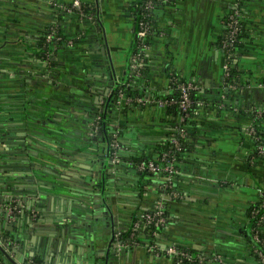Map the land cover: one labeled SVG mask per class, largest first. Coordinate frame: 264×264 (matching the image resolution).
Segmentation results:
<instances>
[{
  "label": "crops",
  "instance_id": "1",
  "mask_svg": "<svg viewBox=\"0 0 264 264\" xmlns=\"http://www.w3.org/2000/svg\"><path fill=\"white\" fill-rule=\"evenodd\" d=\"M79 1L90 9L83 20L70 10L74 0H0V191L6 207L9 198L18 207L0 209V264H181L156 248L171 246L201 264H262L251 238L259 209L250 208L264 200V154L250 128L262 117L264 143V0L153 8L147 73L136 85L163 94L176 72L206 101L194 148L177 161L178 196L157 178L143 187L142 178L112 172L99 128L113 91L133 73L135 0ZM236 10L243 37L230 81L221 42ZM51 25L73 46L45 53ZM113 117L127 146L147 157L179 119L152 103L115 104ZM159 203L168 220L155 241L142 233L127 245L134 220Z\"/></svg>",
  "mask_w": 264,
  "mask_h": 264
},
{
  "label": "built area",
  "instance_id": "2",
  "mask_svg": "<svg viewBox=\"0 0 264 264\" xmlns=\"http://www.w3.org/2000/svg\"><path fill=\"white\" fill-rule=\"evenodd\" d=\"M172 3L174 0H143V1H137L135 2V17H136V11L138 9H142V14L144 12H147L145 14L148 15V13L155 7L156 3ZM84 6L81 4L79 0H74L72 7L70 10L75 11L78 15V17L83 20L82 16H85L84 13ZM89 8V7H88ZM226 25H227V32L225 37L223 38L221 45L226 53L227 59L231 58L234 56V49L237 45V42L239 41V34L241 33V24H240V12L238 10L234 11L231 13L227 20H226ZM57 26V25H56ZM55 25L50 26V31L46 36V42H51L52 40H59L61 37L58 35V30ZM137 26V32H136V38H137V44L135 47V51L133 50L132 53V58H131V70L138 76L140 75V68L145 64V55H147V52L150 48V42H149V37H151L154 29L153 23H151L149 20H145L140 18L139 21L136 23ZM67 46L71 47L73 46L74 42L73 39H69L67 41ZM229 64L226 62L225 68H226V73L227 76L229 77L230 75V69H229ZM173 74V73H172ZM170 76V87L173 85L176 87L180 92V101L179 105L180 107L184 110L187 111L189 106L191 105V92L193 90H197V85L193 82H180V75L175 74ZM175 101H170V100H155L154 98L150 99H145L143 97H130L126 96L123 91H119L117 101L116 103L118 105L120 104H126V105H131L133 103H138L140 105H145L148 103L156 104L160 107H166L167 105H170L174 103ZM261 115V114H260ZM184 119V118H183ZM98 129V128H97ZM250 133L254 136L255 140L257 141V151L259 154H264V143H263V137L262 135L257 133V130L254 126L250 128ZM181 134H185V130H181ZM119 131L114 134L113 141L111 143V146L113 147V152H112V161L115 165L120 163V158L118 155L119 151H122L124 149V146L121 145L119 142ZM173 144L176 147V150L180 148V144L177 141V139H173ZM162 163H157L154 160H145V161H139L135 163L136 167L140 171H148L156 174H163L165 175L166 178V183L163 185V189L165 194H173L174 196H178V193L173 189L174 187V179L175 176L178 172L177 170V161L175 158L172 156L170 152H166L163 154L161 158ZM7 200V197H6ZM6 200L3 201L0 199V209L1 207H6ZM9 202H12L13 204L10 206H7L9 213L13 214L18 211V207L14 204L16 203V200L13 198L8 199ZM259 210H255V214H257ZM168 220V215L166 211V206L164 203H159L156 205V207L152 210V212L145 213L141 215L139 218L135 219L132 226H131V231H130V238L127 241V245L130 246H135L140 244V240H138L137 234L143 230L144 226H154L155 228H159L162 226H165L167 224ZM263 221H264V216L258 221V226L254 227L252 230V243H253V248L257 256L259 257L260 261L262 264H264V233L262 230L263 227ZM159 234L158 231L153 230V235L154 237ZM118 235V233H117ZM119 236V235H118ZM259 244V246H257ZM116 245V251L120 252L124 244L121 242L115 243ZM156 246V245H155ZM158 250L164 252L167 255L174 256L177 258L178 262L181 263L184 260H188L190 262H195L196 258L193 256L191 253L185 251V250H180L177 249L175 246H171L165 249H161L156 247ZM27 264H41L40 262H37L33 259L29 260ZM198 264H201V261L198 260Z\"/></svg>",
  "mask_w": 264,
  "mask_h": 264
},
{
  "label": "trees",
  "instance_id": "3",
  "mask_svg": "<svg viewBox=\"0 0 264 264\" xmlns=\"http://www.w3.org/2000/svg\"><path fill=\"white\" fill-rule=\"evenodd\" d=\"M141 2L143 0H135V2ZM159 2L156 3V5H158ZM84 8V13L85 16H82L83 19H86V15H88L90 9L86 6L83 7ZM142 9H138L136 11V23L137 21L140 20V18L145 19V20H149L151 23H153V9L147 14V12H144V14H142ZM243 25V24H242ZM241 25V33L239 34V41L237 42V45L234 49V53H236L238 51V49L241 46V40L243 37V27ZM56 26V25H55ZM57 30H58V35L61 37V39L59 40H52L51 42H46V36L50 31V27L48 28L46 34L44 35V43L42 45V49L43 51L46 52H59L61 49L67 47V41L69 39H71L69 35L63 33L61 31V29L59 28V26H56ZM137 32V26H136V31L135 34ZM150 40V39H149ZM137 44V38L134 39L133 42V50L135 51V47ZM234 57L228 58L227 59V63L229 64V69H230V75H229V80L232 81L233 78H235L236 76V68L234 67ZM147 55H145V64L140 68V73L141 76H136V74L133 72L131 73V75L129 76V78L125 79L123 83H121L120 85H118L115 90L113 91L112 94V98L110 100V105L109 107L103 112L102 115V119H101V123H100V132L102 133V137L103 139L106 141V145L108 147L109 150V154L112 155L113 152V147L111 146V143L113 141L114 138V134L116 132L119 131V142L121 143L122 146L126 147L127 150L126 151H119L118 155L120 158V163H118L116 165V170L121 172V173H130L131 175H134L136 177H139V179H143L142 184L143 187L147 186L146 184L144 185V182H152L154 178L158 179V186L162 187L161 190L163 192V185L166 183V178L165 175L163 174H156V173H152V172H148V171H140L137 169L135 163L139 162V161H147V160H154L157 163H162L161 158L163 156L164 153L166 152H170L172 154V156L175 158L176 161L180 160L181 156L183 154H185L188 151L193 150L194 148V141L195 138L197 137V133H198V129H199V123L196 119V113L199 110V108H201L203 105L205 104L206 101L203 97V95L199 92V90H193L191 92L190 98H191V105L189 106V108L187 109V111H184L180 105H179V101H180V96H181V92L174 87L173 85L171 87H169L166 90V93L163 94H158L155 92H151L150 89L145 86V85H136V80H138L139 77L145 76L147 73ZM178 74L176 72H173L172 75ZM180 82H188L187 79L183 78L180 76ZM119 91H123L124 94L126 96H130V97H143L145 99H150V98H154L155 100H159V99H163V100H170V101H175L174 103L167 105L165 108L167 110V113L173 117V118H179L178 120H175L176 123L174 125L173 128L170 129V132L167 134V136L165 138H163L160 142H158L155 146L154 149L156 151V155L154 157H147L145 155H142V153H138L137 151L133 150L131 147L127 146V144L124 142V140L122 139V129L121 127H117L115 125V121H114V117H113V111H114V107L116 101H117V97H118V93ZM127 106H139L142 107V105L138 104V103H133L131 105H127ZM184 118V119H183ZM261 118H256L255 122H254V127L257 130V133L261 135V129H260V121ZM184 129L185 130V134L182 135L181 134V130ZM173 139H177V141L180 144V148L178 150H176L175 145L173 144ZM155 180V179H154ZM141 185V184H140ZM142 186V185H141ZM6 194H4L3 192L0 191V199L5 201L6 200ZM264 200L257 202L256 204H254L251 208H250V214L252 213L253 210L255 209H259V212L256 214V216H254L252 218V223L254 227H257L258 225V221H260V219L262 218V216H264V205H262ZM17 203V202H16ZM152 212V211H151ZM162 227L159 228H155L154 226H144V229L142 231H140L137 234L138 240L141 236V234L143 233V235L145 237H147L148 239H150V241H155V237L153 235V230H156L158 232L162 231ZM130 231L131 229L124 235L126 236L127 241L130 238ZM252 238V237H251ZM257 246H259V244H257ZM182 250V249H180ZM189 253H191L193 256H195V254L192 252V250L190 249H183ZM196 261L195 262H190L188 260H184L181 262V264H198V260L199 258L196 257ZM33 260L40 262L39 259L37 258H33Z\"/></svg>",
  "mask_w": 264,
  "mask_h": 264
},
{
  "label": "water",
  "instance_id": "4",
  "mask_svg": "<svg viewBox=\"0 0 264 264\" xmlns=\"http://www.w3.org/2000/svg\"><path fill=\"white\" fill-rule=\"evenodd\" d=\"M110 167L112 168V172L115 173V172H116L115 169H116L117 167H116V165L113 163L111 155H110ZM1 250L4 251L3 248H2Z\"/></svg>",
  "mask_w": 264,
  "mask_h": 264
},
{
  "label": "rangeland",
  "instance_id": "5",
  "mask_svg": "<svg viewBox=\"0 0 264 264\" xmlns=\"http://www.w3.org/2000/svg\"><path fill=\"white\" fill-rule=\"evenodd\" d=\"M46 132H47V135L48 136H51L53 139L58 140V138H57L58 137V134H55L53 132H49L48 130H46Z\"/></svg>",
  "mask_w": 264,
  "mask_h": 264
}]
</instances>
